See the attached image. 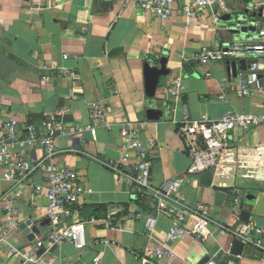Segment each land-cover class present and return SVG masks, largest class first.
Returning a JSON list of instances; mask_svg holds the SVG:
<instances>
[{
    "label": "crops",
    "instance_id": "obj_1",
    "mask_svg": "<svg viewBox=\"0 0 264 264\" xmlns=\"http://www.w3.org/2000/svg\"><path fill=\"white\" fill-rule=\"evenodd\" d=\"M260 10L254 0H227L224 10L211 5L188 23L177 13L161 20L146 13L135 0H0V126L17 119L41 129L50 115L66 111L68 127H95L80 135L60 137L55 157L57 164L80 174L82 187L92 190L73 208L69 222L85 224L86 247L79 249L64 242L39 250L37 254L47 263L94 264L98 257V264H142L148 250L159 246L178 227L186 229V234L171 244L175 253L171 264H202L206 258L217 264H264V233L260 231L250 237L254 243H249L243 257L230 253L229 233L239 232L238 213L217 207L212 190L229 188L228 196L239 204L250 188L264 181V127L230 132V147L220 163L194 175L188 172L191 145L181 133L186 121L203 116L219 120L228 112H263L262 93L238 95V80L246 79L239 64L237 76H233L228 71L229 60L207 69L193 61L204 47L258 41L256 31L234 41L224 37L220 19L234 14L257 30L264 22ZM164 52L168 53L171 74L161 79L156 97L151 99L145 92L144 65ZM178 77L185 90L174 100L165 90ZM222 94L224 100L219 98ZM94 103L106 110L111 128L90 119ZM150 107L163 112L160 120H148ZM127 121L142 124V140L155 144L151 151L153 186L161 189L166 180L182 181L177 202L170 205L172 213L160 212L155 200L136 195L135 185L129 181L134 176V162L123 165L124 180L107 167L122 156L120 133ZM24 158L39 162L45 152L27 150ZM44 183L43 174L34 172L22 188L23 197L11 204L18 213V226L9 232L8 242L22 250L38 240H48L52 231L51 222L45 224L41 235L31 241L20 228L29 220L34 225L48 220L44 197L37 207L32 205L33 184ZM10 190L11 184L0 180V201ZM198 204L207 207L213 222L206 241L187 229L195 220L191 211ZM95 206L103 208L99 221L91 223ZM149 218L155 221L153 233L146 228ZM6 228V211L0 205V236ZM0 264L34 263L23 255L12 256L6 247L0 252Z\"/></svg>",
    "mask_w": 264,
    "mask_h": 264
},
{
    "label": "built area",
    "instance_id": "obj_2",
    "mask_svg": "<svg viewBox=\"0 0 264 264\" xmlns=\"http://www.w3.org/2000/svg\"><path fill=\"white\" fill-rule=\"evenodd\" d=\"M227 0H135V2L148 14H153L161 20H168L176 13L185 16L188 23L194 22L206 8L217 5L224 10ZM258 8H263L264 0H254ZM218 24L219 17H214ZM258 41L246 44H235L223 46L217 49L202 48L193 61L203 67H209L213 63L225 62L232 59H254L248 78L239 79L237 91L240 97H252L257 93L264 95V22L257 27ZM160 56L148 60L152 66H156ZM208 78L211 74H206ZM70 77H75L70 74ZM185 88L181 77L176 78L165 90V95L178 100ZM225 99V94L219 97ZM66 111H58L49 116L42 123V128L26 126L17 119H10L0 126V180L11 184V190L0 201L6 211L7 228L0 236V252L6 247L10 248L12 256L23 255L27 261L34 264H50L37 254L39 250L60 246L64 242H71L77 248L86 247L85 224H69L73 208L80 206L86 196L92 193L90 188H84L80 184V174L69 167L56 163L55 157L58 153V139L60 137H72L93 131L95 127H68L64 121ZM90 119L96 124L111 128L106 110L99 104L90 107ZM264 127V107L260 115L237 114L228 112L219 120H210L203 116L200 120L186 121L181 133L191 145L192 165L189 174L194 175L217 166L228 152L230 143L228 134L236 129L250 131L254 128ZM122 156L119 160H112L107 167L121 176L123 165L132 163L134 176L129 178L130 183L135 185V193L139 197H149L157 203V210L172 213L170 205L176 203V197L182 189L181 180H166L161 189H156L152 183V161L151 151L154 142L142 140V124L138 122H124L120 133ZM40 148L45 152V158L39 162L28 161L24 158V152ZM36 171L43 174L44 184H33L32 199L34 207L38 206V200L44 197L47 200L45 207L48 219L52 224V231L48 240H38L34 244L20 249L8 242V234L17 228V215L15 208L11 205L23 197L22 188L29 182V177ZM121 180L124 178L121 176ZM35 200L37 202H35ZM194 222L187 227L188 231L197 236L198 239L206 241L210 236V227L213 224L206 206L198 204L192 211ZM99 217L93 216L89 219L91 223H97ZM155 221L149 218L146 228L153 233ZM256 232L254 226L244 225L240 234L247 230ZM186 234V229H172L166 236L164 242L159 246L149 249L148 256L143 258L142 264H171L175 257L171 244L176 243ZM246 243L253 244L249 237L244 238ZM257 245H260V242ZM100 258L94 259L98 264ZM206 264H217L209 261Z\"/></svg>",
    "mask_w": 264,
    "mask_h": 264
},
{
    "label": "water",
    "instance_id": "obj_3",
    "mask_svg": "<svg viewBox=\"0 0 264 264\" xmlns=\"http://www.w3.org/2000/svg\"><path fill=\"white\" fill-rule=\"evenodd\" d=\"M261 16L263 15V8L260 10ZM222 24V31L224 37L227 36L233 41L237 40L239 36H246L253 34L255 30L252 26H248L245 23L239 21L237 15L227 14L220 19ZM235 45L233 42L228 46ZM239 63L236 61H227L228 71L233 76H237V64L240 65V70L244 72V77L248 78L249 70L251 65L256 62L254 59H238ZM168 65V53L164 52L160 58L159 63L156 66H152L150 63H145L144 65V77H145V92L148 98L154 99L157 94L158 87L160 85L161 79L167 77L171 74V71L167 68ZM163 112L161 110L150 107L147 110V118L150 121H158L162 118ZM216 192L215 203L217 207L227 208L228 210L234 211L237 214V220L240 222L239 232L230 231L229 235L231 237L229 247L230 253L234 257H243L250 246L246 243L244 238L253 236V231L250 229L240 234V231L244 225L254 226L255 230L264 233V181L263 179L258 182L255 186L248 190V193L243 197L242 202L236 204L230 196H228L229 188L213 187L212 189ZM45 224H50L48 219L45 223L40 225H34L31 220L21 224L20 228L28 236L29 240L33 241L37 236L42 233ZM256 239V238H255ZM260 239V236H257ZM210 261V258L203 260L202 264H206Z\"/></svg>",
    "mask_w": 264,
    "mask_h": 264
},
{
    "label": "trees",
    "instance_id": "obj_4",
    "mask_svg": "<svg viewBox=\"0 0 264 264\" xmlns=\"http://www.w3.org/2000/svg\"><path fill=\"white\" fill-rule=\"evenodd\" d=\"M140 198H143V197H140ZM139 202V200H138ZM101 208H103L102 206H95L94 207V210H95V214L97 217H99V211L101 210Z\"/></svg>",
    "mask_w": 264,
    "mask_h": 264
},
{
    "label": "rangeland",
    "instance_id": "obj_5",
    "mask_svg": "<svg viewBox=\"0 0 264 264\" xmlns=\"http://www.w3.org/2000/svg\"><path fill=\"white\" fill-rule=\"evenodd\" d=\"M204 68H205V67H204ZM204 68H203V69H204ZM207 68H210V67H206V69H207Z\"/></svg>",
    "mask_w": 264,
    "mask_h": 264
}]
</instances>
